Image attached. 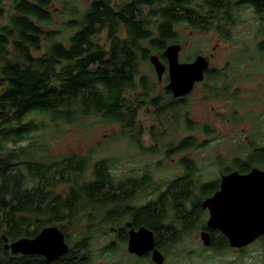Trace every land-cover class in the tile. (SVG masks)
<instances>
[{
    "label": "trees",
    "instance_id": "obj_1",
    "mask_svg": "<svg viewBox=\"0 0 264 264\" xmlns=\"http://www.w3.org/2000/svg\"><path fill=\"white\" fill-rule=\"evenodd\" d=\"M54 2L73 16L63 39L60 30L44 28L53 21ZM8 6L6 10L0 0V264H92L93 242L115 224L114 241L102 248L103 254L126 244V223L151 230L162 253L184 234L207 230L200 204L204 194L210 196L218 188L219 180L212 187L200 183L195 162L186 153L209 143V139L198 142L197 130L206 137L214 131L194 123L184 111L190 94L174 99L143 75L142 64L149 63L152 54L166 64L162 52L182 42L178 27L214 31L231 39L237 12L246 7L253 11L261 37L253 42L247 59L257 62L264 58V0H88L78 15L67 0H11ZM234 66L229 60L225 72L209 67L199 84L212 96L225 92L226 71ZM141 110H151L155 121L147 131L138 122ZM94 118L104 126H117L112 141L126 140L148 153L162 147L165 158L182 153L178 162L183 174L155 184L146 172L118 177L114 161L96 157L93 150L54 156L43 143L17 145L44 129L46 119L74 125ZM182 120L189 134L172 138L177 132L174 126ZM145 136L151 141L147 148L142 142ZM251 146L250 153L234 159L223 174L263 168L264 146ZM148 189L155 194L152 199L135 205L136 197ZM194 191L203 197L192 198ZM53 225L62 231L64 226H81L76 242L60 259L48 262L41 256L4 250L2 235L9 243L32 239ZM213 233L210 248L229 250L226 238L219 234L214 238ZM64 236L68 243L69 236ZM142 259L149 255L138 261Z\"/></svg>",
    "mask_w": 264,
    "mask_h": 264
},
{
    "label": "rangeland",
    "instance_id": "obj_2",
    "mask_svg": "<svg viewBox=\"0 0 264 264\" xmlns=\"http://www.w3.org/2000/svg\"><path fill=\"white\" fill-rule=\"evenodd\" d=\"M10 1L2 0L6 10H9ZM67 2L70 7L73 5L77 8L78 15L86 7L88 0H67ZM50 11L53 21L44 28L47 27L48 30L55 32L60 30L59 39H63L67 34L65 25L73 16L69 11L61 9L57 2H54ZM237 17V24L231 29L229 40L222 39L214 31L201 32L185 27L176 28L182 37L180 62H191L195 56L201 55L209 60L210 67L215 70L225 72L223 68L229 60H232L236 67L230 72L226 71L229 79L226 87L228 90L225 89V92L212 96L200 84H197L185 102L184 111L189 113V118L194 123L206 125L214 131L210 137H206L202 129L197 130L195 135L198 142L209 139V143L186 153L195 162L198 169L195 175L200 183L211 184L217 179L220 180L224 169L232 168L234 159H244L250 153L251 145L264 146V58H258L257 62L247 59L253 42L258 43L257 41L261 39L258 35V22L249 7L240 9ZM150 66L149 63L142 64L143 75L150 82L158 84L159 88H163L166 85L167 74L165 73L159 82ZM207 83L212 84L209 81ZM214 84L220 86L221 83ZM138 122L147 131V128L155 123L151 110H141ZM174 127L177 128V132L172 138L181 139L189 134L184 132L183 120ZM116 131L117 126H104L99 124L96 118L86 124L78 121L74 125H65L60 121L53 122L46 119L44 129L17 145L25 146L28 142L43 143L48 147L49 153L54 156L93 150L96 157H108L114 161L115 173L118 177H138L146 172L155 184H163L183 174L184 169L178 162L182 153L172 158H165L162 147L156 153L138 151L126 140L112 141L117 136ZM142 142L146 148L151 145V141L146 136ZM212 186H215V183H212L210 187ZM217 190L218 188L210 196ZM154 195L148 189L136 197L134 204H144ZM204 195H206L205 198L210 197L208 194ZM202 197L198 191L192 194V198L198 200ZM189 205L191 206V203ZM207 218L208 212L203 210L204 222ZM116 226L115 224L107 227L93 242L92 264H152L149 259L138 261L142 257L129 254L126 245L121 246L115 253H102V248L109 241H114ZM80 229L81 226H64L63 231L60 229L70 238L66 243L69 248L76 242L75 234ZM200 232L201 230L196 228L181 236L172 247L167 248V251L163 253L165 257L163 264H264V240L245 247L241 252H238V249L216 252L202 245L199 238ZM213 236L219 237L216 233Z\"/></svg>",
    "mask_w": 264,
    "mask_h": 264
},
{
    "label": "water",
    "instance_id": "obj_3",
    "mask_svg": "<svg viewBox=\"0 0 264 264\" xmlns=\"http://www.w3.org/2000/svg\"><path fill=\"white\" fill-rule=\"evenodd\" d=\"M180 44H170L162 52L166 64L162 63L158 55H150L148 62L152 66L157 80L167 74L165 90L174 99L188 96L196 84L203 82L205 71L209 69V60L197 55L191 62H180ZM201 208L207 210L205 221L207 230L199 234L204 247L209 248L212 238L209 231H219L226 238L228 247L242 249L264 237V168H251L247 173L240 174L232 171L221 175L218 190L201 202ZM126 223V250L137 257L149 255L152 264H163L165 257L156 248L154 233L141 226L130 228ZM4 250L12 255L41 256L48 262H54L64 256L69 247L64 234L57 226H49L30 238H21L13 242L2 235Z\"/></svg>",
    "mask_w": 264,
    "mask_h": 264
},
{
    "label": "flooded vegetation",
    "instance_id": "obj_4",
    "mask_svg": "<svg viewBox=\"0 0 264 264\" xmlns=\"http://www.w3.org/2000/svg\"><path fill=\"white\" fill-rule=\"evenodd\" d=\"M209 67H210V65H209ZM204 78H205V76H204ZM253 168V167H252ZM264 168V167H263ZM262 168V169H263ZM232 171H236V170H230V171H228V172H226V173H224V174H222V175H225V174H228V173H230V172H232ZM204 225H205V222H204ZM206 227V226H205ZM201 231H203V230H201ZM214 232H217L216 234H219V235H222V233H220L219 231H214ZM209 233H210V235H211V238H212V233H213V231H209ZM214 234V233H213ZM223 236V235H222ZM260 240H264V237H261V238H259L258 240H256L255 242H257V241H260ZM254 242V243H255ZM227 245H228V243H227ZM229 248V247H228ZM229 249H231V248H229ZM242 249H244V248H242ZM242 249H239V250H237V249H235V250H237V251H240V250H242ZM164 255V254H163Z\"/></svg>",
    "mask_w": 264,
    "mask_h": 264
},
{
    "label": "clouds",
    "instance_id": "obj_5",
    "mask_svg": "<svg viewBox=\"0 0 264 264\" xmlns=\"http://www.w3.org/2000/svg\"><path fill=\"white\" fill-rule=\"evenodd\" d=\"M182 48V47H181ZM181 52V51H180Z\"/></svg>",
    "mask_w": 264,
    "mask_h": 264
}]
</instances>
